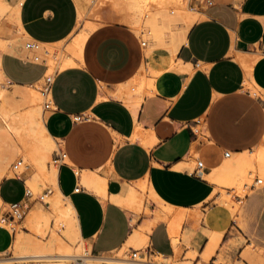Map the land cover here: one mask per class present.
Here are the masks:
<instances>
[{
	"label": "crops",
	"instance_id": "1",
	"mask_svg": "<svg viewBox=\"0 0 264 264\" xmlns=\"http://www.w3.org/2000/svg\"><path fill=\"white\" fill-rule=\"evenodd\" d=\"M10 7L23 35L46 46L35 50L45 62L41 64L17 60L30 54L15 47L20 36L2 52L0 69L7 82L25 87L48 71L47 45L76 34L83 24L77 25L75 0H14ZM164 13H159L161 20L171 24ZM197 13L202 17L190 27L178 15L184 42L174 63L190 65L188 73L164 71L150 87L140 78L142 65L149 75L153 64L173 54L153 50L146 57L135 30L118 22L89 30L78 65L56 71L51 85L55 110L45 112L43 124L64 153L56 184L69 200L78 234L92 256L124 247L134 226L154 219L155 213L136 218L120 204L119 196L130 189L151 194L152 211H165V206L183 210L176 226L156 222L148 254L173 258L179 243L193 251L202 240L204 251L212 230H197L190 211L204 206L221 180L206 175L264 141V110L257 99L264 90V0L212 1ZM77 114L86 119L72 121ZM196 160L203 166L200 173L193 169ZM261 163L264 172V157ZM27 176L26 171L0 180L4 204L24 197ZM3 187L9 197L2 194ZM156 232L162 246L155 245ZM13 235L0 227V254L11 247Z\"/></svg>",
	"mask_w": 264,
	"mask_h": 264
},
{
	"label": "bare ground",
	"instance_id": "2",
	"mask_svg": "<svg viewBox=\"0 0 264 264\" xmlns=\"http://www.w3.org/2000/svg\"><path fill=\"white\" fill-rule=\"evenodd\" d=\"M75 1H77L78 4L79 20L88 16L92 18L94 22L88 20L87 22L88 29H79V31L76 34L70 36L71 38L68 45L66 46L65 54L64 53L62 54V50H61L60 51L61 53L57 57H55L52 51L50 52V48L52 44L47 45V49L49 53V68L46 74L52 72L56 74L57 70H61L69 66L78 65L77 61L80 59L83 43L88 35L89 30H91L92 28L101 25L103 23H109V22L123 23L131 27L133 30H136V27H139V19L137 15L141 13V3L144 0H75ZM146 1H147L146 2L147 7L150 8L154 7V9H157V12L159 13L166 12L165 9L167 7L172 6L174 10L177 12V15H179L186 22L188 27H190L192 23H194L199 17L198 13L196 14H194V12L191 13L192 10L190 11L187 9L186 6L189 0H146ZM88 3H90V6L86 10L85 7ZM7 11L15 12V8L10 7L6 2L0 0V56L4 51V49L6 48V46L12 40L16 39L17 37L25 33L19 24L17 16H15L14 21L8 20L10 19L9 16L5 15ZM152 15L153 14H151L150 16L152 19L151 18L149 19H151L152 22H155V19H153L154 16ZM3 16L5 17L3 18ZM7 41L8 43H6ZM37 49H40L39 42H37ZM254 57L255 56H251L252 59H254ZM41 63L43 62L41 61ZM154 67H155L154 68L155 72L158 74H162L164 71H171L178 74L188 73L190 71V65H185L183 62L180 61L174 63L173 56L162 58L161 62L159 63L156 62L154 64ZM147 82L149 81H146V83ZM5 83L8 82L0 69V139L3 141L4 145L7 144L4 142H8V141L10 142L11 139H15L16 141H18L19 145L16 147L15 152L11 149L9 150V152H11V155L13 156V154L15 155L17 153L18 154L21 153L22 154L21 155L22 159L20 160L21 165H23L25 169L30 166L33 167L37 172L35 175L36 178L34 177V179L37 178L39 180L42 179L43 182H46V184L48 183L51 186V188L48 189V193H45L44 195L45 202L48 203V206H50V208L56 211V213L58 214L59 224L61 226H66V230L63 232V235L52 231V234H50L51 237L49 242H44L31 233L29 234L27 232L16 231L15 235L13 236V242L11 244V247L9 248V251L12 253L11 257L6 259L0 258V264H66L77 256H84L86 264L87 262L89 264H101V261L115 260L114 258L122 257L121 255H116V254L92 256L91 254L86 252V248H87L86 243L84 241L78 240L79 238H78L76 220L74 216V210L71 204L69 203V200L61 194V192L57 187L56 184L57 167L55 165L52 166V164L49 166L44 165V162L48 160L50 149L51 146L53 145L52 142L54 140H52V138L50 137V135H48V133L44 128L43 121L45 115L41 114L40 111L39 104L41 99L39 96V92L36 89V83L24 87L27 88V90L23 92L24 95L21 94L23 95V97H21L20 99L21 101L16 100V95L19 94H16V91L14 90L7 89ZM142 83L143 86L145 83L144 81ZM147 84L146 86H148ZM149 86L152 87L151 83L149 84ZM17 93H19V91H17ZM102 98H103L102 96H98V100ZM17 102L19 103V105L21 104L22 107L16 108L15 106L17 105ZM3 153H4V149H3ZM263 157H264V149H259L255 152L248 151L246 153H243L242 157L232 156L230 158L225 159V161L221 166L211 170V172L207 174L206 177L212 181H219V179H222V176L228 175L230 176L229 177L230 183L234 187H236L237 190H239V192L245 191L246 189L250 190L251 185L260 184L262 183V181H264V172L261 167L262 164L261 162ZM4 158L5 156L3 154L0 157V170L2 171L6 169V166L4 164ZM64 161H66V159H64ZM240 162L241 163L246 162L247 165L254 163L257 165L259 178L256 177L254 178V180L258 179L259 180L258 183H256L253 179L251 180L249 174H247L248 176L245 174L246 170L241 165L245 166L246 163L241 164ZM248 168L251 173L252 172L251 170L253 169H250V167ZM21 169L22 168H20L16 173H13L9 169L8 171L10 172V174L14 175V174H19L21 172ZM249 170L247 171L249 172ZM3 174H5V171L1 173L0 180L3 177ZM33 176H31V178ZM26 183L28 182L26 181ZM134 194L135 192L130 189L127 191V193H125V195H121L119 197H120V204L125 209L132 212L135 215L134 217H136L139 210L141 211L142 201L141 198H139L137 195L134 196ZM139 196L141 197V195ZM238 201L240 202V200ZM0 203L4 204L1 198H0ZM165 208L167 211H169L167 212L168 215L171 213V218L166 214V210L165 212L164 211L156 212L155 215L153 214L155 217L152 221H149L147 223L145 222L146 224L142 223L141 225L133 227L130 237L128 238L129 240H127L128 242H126L127 244L125 243V245H128V247L129 245H131V247L132 245L143 246L148 241L149 234L158 220H164L165 218L168 219L169 217L168 220L171 219L170 222L171 223L174 222L172 225L176 226V224H179V222L181 223V219H182L181 213L183 211L182 209L173 210L172 208L167 206H165ZM29 212L30 213L27 215L28 217H26L27 227L31 228L34 233H46L48 229V221H49V217L47 216V213L42 211L41 207H37V206L33 207ZM144 221H146V219ZM209 224L212 225L216 229V231L210 235L209 241L206 244V247L203 251L206 257L210 256L211 253L215 249H217L222 234L225 231L224 225L219 224V222L216 221V219L210 220ZM124 247L118 249L116 252L119 253ZM250 255H251L250 253H246L244 257L250 259L251 257ZM137 264H168V263L162 261L143 260L142 262H139Z\"/></svg>",
	"mask_w": 264,
	"mask_h": 264
},
{
	"label": "rangeland",
	"instance_id": "3",
	"mask_svg": "<svg viewBox=\"0 0 264 264\" xmlns=\"http://www.w3.org/2000/svg\"><path fill=\"white\" fill-rule=\"evenodd\" d=\"M6 1L8 5L10 6L14 0H6ZM212 1H232L235 3L239 0H189L186 7L188 10L190 11L192 10L191 13L194 12V14H196L197 9L199 10V8L203 7L205 3L212 2ZM146 2L147 1L144 0L141 3V13L137 15L139 19V27H136V30L134 31V33L137 35L140 30L143 31L142 38L146 41V45L144 46L145 56L151 57V53L153 50H161V51H166L167 53L171 52L173 54V60H174L176 49L184 42V40H181L179 36L180 29H181V19L177 15V12L174 10V8L170 6L171 9L170 7H167L165 9L166 12L164 14H166L170 18L172 23L168 24L166 22H163L160 18L159 12H157V9H154V7L152 8L147 7ZM89 6H90V3L86 5L87 8L85 7V9L87 10ZM151 14H153L152 16H154L153 19H155V22L151 21L152 19L150 17ZM5 15L9 16L10 19L8 20L10 21L15 20V16H11V11L9 12L7 11ZM4 17L5 16H3V18ZM200 17L201 16L199 15L198 18ZM80 20H79L80 24L78 23V25L80 27L83 24V27L81 29H88V26H87L88 20L94 22L93 19L88 16ZM173 27H174V30H173ZM70 38L71 37L65 40H62L61 42L57 44H52L50 48V52L52 51L55 57H57L61 53L60 52L61 50H62V54L63 53L65 54V49L70 41ZM27 39L28 38L26 35H21L17 39L15 43V47L19 49L20 48L23 49L22 43L26 41ZM6 43H8V41ZM40 47L42 51L46 49V46L44 47V45L40 44ZM24 57L25 56L21 55L19 58H22L25 60ZM17 60L21 62H25L24 60L22 61L20 59H17ZM42 62L45 63L44 61ZM5 64H6L7 70L10 72L11 71L10 63L8 61H5ZM142 66H143V69L141 71L140 78L144 81H149L150 83H154L155 77L160 75L155 72L154 64L153 66L149 68V72H150L149 75L145 70V65L143 64ZM40 84H41V79H39V81L36 82L37 90L39 89ZM5 86L7 89L14 90L16 91V94H19V95H16L17 101L20 100L21 97H23L24 95L23 92L27 90V88H24V86L10 84L9 81L8 83H5ZM17 91H19V93H17ZM15 107L20 108L22 107V105L21 104L19 105V103L17 102V105ZM39 107H40L41 114L45 115V113H43L41 109V100H40ZM4 143H7V144L4 145L3 141L0 139V157L4 154L5 156L4 164L6 166L5 170L3 171L0 170V175L2 172L5 171V174H3V177L1 179L7 176H12L13 174H10V172L8 171V169L11 170L10 164L15 160L22 159L21 153L19 154L17 153L15 155L13 154L12 156L11 152H9L10 149L15 152L16 147L19 145L18 141H16L15 139H11L10 142L8 141ZM52 144H53L51 146L52 150L50 149L48 160L44 162L45 166L47 165L49 166L52 164L50 159H51L52 152L55 151L56 143H54L53 141ZM3 149H4V153H3ZM259 149H264V141H261L254 148H251L250 150H253V152H255ZM244 151H241L240 153L236 155L238 157L240 156L242 157ZM243 163H246V162H242L241 164ZM246 165L245 166L241 165L246 170L245 174L246 175L249 174L251 177V180L252 179L254 180V178L256 177L259 178L257 165L255 163L247 165L248 167H250V169H253L251 170L253 173L252 172L250 173V170ZM21 168H22L21 172L17 175L21 176L24 172L26 171L28 172V176L26 177L25 184L27 186V189L28 190L30 189L29 191L32 193V196H33L32 199L34 200L30 199V203L32 204V206H29L30 203L28 204V208L24 212L22 218L18 220L15 223V225H13L12 227L13 229L11 228L10 231H12L14 235L16 231L17 232H27L29 234L31 233L35 235L36 237H38L40 240L44 242H49L50 237H51L50 234H52V231L63 235V232L66 230V226H61L59 224L58 214L56 213V211L50 208V206H48V203L45 202V198H44L45 194H43L42 192L44 190L48 191V189H50L51 186L48 183L46 184V182H43L42 179H40L41 181L38 178L34 179L37 172L33 167L30 166L25 169L22 165ZM247 170H249V172ZM31 176L33 177L31 178ZM229 177L230 176L228 175H224L222 176V179L219 182H215L214 192L211 194V196L207 200V203L204 206L198 205L194 207L193 210L190 211L191 213H193V216L196 218L195 222L197 223V226H196L197 230L202 231L203 227H207L208 229L212 230L211 234H213L216 231V229L212 225L209 224V221L212 219L213 220L216 219V221H218L219 224L224 225L225 231L223 233V237L221 238L217 246V249H215L211 253L210 256L206 257L205 254L203 253V246H204L205 240H202L200 244L198 245V247L195 248L193 251L189 250L192 247L191 246L188 247L189 246L188 244L181 243L183 246L181 247V244L179 243L178 253L173 258L163 257L159 255H157L158 257L156 255H149L144 260L162 261V262H167L168 264H264V183L254 185L251 188V190L246 189L245 191L239 192V190H237V188L234 187L230 183ZM26 181L28 183H26ZM144 190L140 194L141 197L137 195L139 198H141V201H142L141 211L139 210L138 212L139 214L137 213V216L139 217L142 216L141 218H143V216H149L152 213L156 214V210L152 211L151 210L152 207L150 206V203H149L150 200H154V199L151 194H146ZM2 194L6 197L10 196L8 191L5 189V187L2 188ZM38 195L40 196L41 199L37 198ZM134 196H136V194H134ZM118 199L120 202V197ZM236 199L240 200V202ZM35 206L41 207L42 211L47 213V216L49 217L48 229L46 233H34L32 229L27 227L26 225V221H27L26 217H28L27 215L30 213L29 211ZM211 206H214V207L210 208ZM6 210H7L6 204L0 203V214L4 213ZM146 212H148L149 214ZM167 212L169 211L166 210V214L168 215ZM168 216L171 218V213ZM168 219L165 218L164 220L168 221L169 225L171 224V227H172L173 226L172 224L174 222L171 223L170 222L171 219L170 220ZM226 219H229L230 221L229 224L227 221H223ZM173 233H174V230H171L172 235H174ZM78 238H79L78 240L83 241V239L79 236V234H78ZM154 240H155L156 246H162V243L159 241L158 232L154 234ZM147 245H148V241L143 246H133L132 245V248L133 249H144ZM125 247L119 253L115 251L107 255L116 254V255L123 256L125 255V252L127 251L128 246H125ZM86 252L90 254L89 249H86ZM246 253H250L251 254L250 259L252 258L253 260L245 258L244 255ZM11 254L12 253L8 249L7 252L0 254V258H4V259L9 258L11 257ZM87 264L89 263L87 262Z\"/></svg>",
	"mask_w": 264,
	"mask_h": 264
},
{
	"label": "built area",
	"instance_id": "4",
	"mask_svg": "<svg viewBox=\"0 0 264 264\" xmlns=\"http://www.w3.org/2000/svg\"><path fill=\"white\" fill-rule=\"evenodd\" d=\"M143 31L140 30L138 32L139 37V45L141 47H144L146 45V41L142 38ZM22 47L27 53H30L28 55V58L25 59V62H32L35 64H41V59L38 55L35 54V50L37 49V42L32 39H27L22 43ZM43 66V65H42ZM55 74L54 72L42 75L41 78V84L39 86L38 92L41 99V109L42 112H49L54 111L55 106L52 104L51 99V85L54 81ZM257 99L259 100L262 109L264 110V90L257 94ZM86 119L85 115L77 114L72 115L71 120L72 121H80ZM228 153H224V156H227ZM64 159V153L61 150V148L56 144L55 145V151L52 152L51 155V163L58 167L60 164H62ZM21 161L15 160L10 164V169L13 173H16L21 168ZM202 163L200 160H196L194 162V172L200 173L202 169ZM13 176L17 177V174H14ZM256 183L259 182L258 179L254 180ZM251 187H253L251 185ZM43 194L48 193L47 190H44L42 192ZM32 193L26 188L24 189V197L20 199L19 201L12 202L6 204L7 210L0 214V227L9 231L13 227V225L22 218L24 212L28 208V204L30 203V199H32ZM38 199H41L38 195ZM147 247L144 249H130L125 252V255L119 258H114L115 260H107V261H101V264H137L139 262H142L146 257H148L150 254H148ZM150 253V252H149ZM68 264H86L84 256H77L74 257L72 260L69 261Z\"/></svg>",
	"mask_w": 264,
	"mask_h": 264
}]
</instances>
